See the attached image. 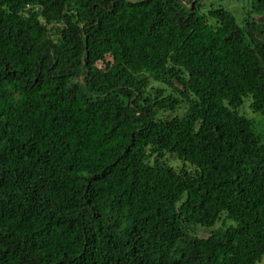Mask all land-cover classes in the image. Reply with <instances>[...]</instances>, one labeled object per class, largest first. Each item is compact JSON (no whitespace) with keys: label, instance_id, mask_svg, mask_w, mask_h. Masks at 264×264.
Wrapping results in <instances>:
<instances>
[{"label":"trees","instance_id":"16d2710c","mask_svg":"<svg viewBox=\"0 0 264 264\" xmlns=\"http://www.w3.org/2000/svg\"><path fill=\"white\" fill-rule=\"evenodd\" d=\"M251 1L0 0V264H264Z\"/></svg>","mask_w":264,"mask_h":264},{"label":"rangeland","instance_id":"374dc122","mask_svg":"<svg viewBox=\"0 0 264 264\" xmlns=\"http://www.w3.org/2000/svg\"><path fill=\"white\" fill-rule=\"evenodd\" d=\"M218 8H224L231 12L237 19V21L241 24L245 19H250L251 17H254L255 20L261 17L260 15H255L253 13V4L251 0H208L207 5H205L204 8H202L201 14L207 16L209 23L214 24V20L209 17V11L213 9ZM261 37L264 38V35H261ZM151 86L157 87L158 85L151 81ZM252 99L245 98L243 106L240 107L238 110L239 114L246 117L247 119L251 120L254 124L256 132L263 137L264 140V113L263 114H256L252 111L250 108ZM183 114V110L178 111L176 113L167 112L165 114L166 117H175V116H181ZM165 163L176 169L180 170L183 167H186L188 171L193 172V168L189 164H184L178 157L171 156V155H165L164 158ZM227 225H234V222L224 220L219 221L215 226L213 227H193L190 229V232L199 237V238H206L209 237L213 231H216L224 226Z\"/></svg>","mask_w":264,"mask_h":264}]
</instances>
